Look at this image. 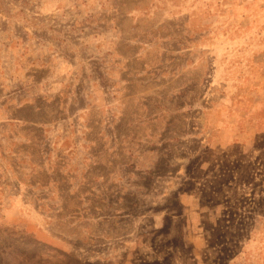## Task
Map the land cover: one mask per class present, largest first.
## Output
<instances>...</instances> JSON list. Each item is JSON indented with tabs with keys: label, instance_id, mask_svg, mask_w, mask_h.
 Here are the masks:
<instances>
[{
	"label": "rangeland",
	"instance_id": "obj_1",
	"mask_svg": "<svg viewBox=\"0 0 264 264\" xmlns=\"http://www.w3.org/2000/svg\"><path fill=\"white\" fill-rule=\"evenodd\" d=\"M4 89L0 264H264V0H0Z\"/></svg>",
	"mask_w": 264,
	"mask_h": 264
},
{
	"label": "crops",
	"instance_id": "obj_2",
	"mask_svg": "<svg viewBox=\"0 0 264 264\" xmlns=\"http://www.w3.org/2000/svg\"><path fill=\"white\" fill-rule=\"evenodd\" d=\"M68 91L69 89H4L5 96L0 102V122L21 124L23 127L33 126L46 131L53 127L54 122L47 121L43 113L50 111L56 100L64 106L65 95ZM99 91L102 96L107 97H118L122 94L121 89H85L81 94L90 98ZM17 108L22 114H15ZM29 112L37 113L38 116L34 114L31 116Z\"/></svg>",
	"mask_w": 264,
	"mask_h": 264
}]
</instances>
